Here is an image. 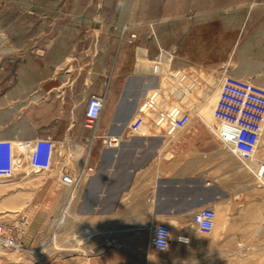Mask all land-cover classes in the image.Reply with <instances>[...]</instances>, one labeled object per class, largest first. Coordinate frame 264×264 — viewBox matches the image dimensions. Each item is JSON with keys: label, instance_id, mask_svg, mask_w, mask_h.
<instances>
[{"label": "rangeland", "instance_id": "1", "mask_svg": "<svg viewBox=\"0 0 264 264\" xmlns=\"http://www.w3.org/2000/svg\"><path fill=\"white\" fill-rule=\"evenodd\" d=\"M186 21L193 25L189 39ZM121 42L161 56L162 85L176 88L172 95L178 105L187 103L188 117L206 121L209 147L225 150L222 156L234 162L241 191L225 205L210 204L215 218L207 233L191 218L159 220L170 226L169 246L159 251L148 242V225L157 221L140 220L144 207H131L133 220L121 221L110 206L94 204L89 189L73 187L66 168L72 148L64 151L54 142L50 168L30 171L31 188L3 190L2 217L16 213L19 193L26 215L46 219L32 245H23L20 237V248L0 244V264H264V0H0L1 112L17 110L38 121L41 116L39 81L25 95L9 97L10 70L31 71L40 65V53L49 60L72 51L87 56ZM189 44L194 58L208 61L182 67ZM96 94L104 97V89ZM85 102L74 95L72 116H81ZM89 142L76 151L84 181ZM58 163L61 179L65 164L64 189L57 183ZM228 233L241 235L223 236Z\"/></svg>", "mask_w": 264, "mask_h": 264}, {"label": "crops", "instance_id": "2", "mask_svg": "<svg viewBox=\"0 0 264 264\" xmlns=\"http://www.w3.org/2000/svg\"><path fill=\"white\" fill-rule=\"evenodd\" d=\"M183 28L185 38L189 39L192 23L186 21ZM191 45L180 57L182 67L192 66L197 59L204 63L209 59L194 58ZM39 56L40 65L36 64L31 71L21 66L8 72L14 80L9 82L7 95L23 96L39 81L40 119L18 116V111L12 109L5 116L0 110V138L13 141L16 151L17 143H31L40 137L50 138L58 145L62 143L64 151L71 152L72 148V162L66 168L73 174V187L78 191L89 189L94 204L110 206L112 215L116 214L121 221H132L131 207L140 206L144 207L142 221L173 222L191 218L197 209L216 200L225 205L241 191V174L234 162L228 161L227 154L222 156L225 150L210 149L206 121L188 117L187 103L178 105L172 95L171 89L176 88L162 85L159 54L121 42L112 50L88 51L87 56L73 51L55 60H49L43 53ZM128 57H134V61L130 62ZM166 69L170 75L169 63ZM102 88L103 116L100 115L96 129L99 134L93 135L84 127V109L80 117H74L70 104L74 95H80L84 102L90 93H101ZM100 134L118 136V145L106 147ZM97 140L99 143L93 144ZM88 141V173L84 181V168L76 151ZM219 157L221 161L217 160ZM65 172L63 164L61 179L58 163L57 183L63 189ZM29 174L30 170L25 168L12 177H0V206L6 190L31 188ZM16 196L17 208L12 210L16 213L11 219L0 214V220L13 230L19 228L21 243L29 246L35 242L46 215H26L23 195ZM78 200L74 204H80ZM4 210L0 209V213Z\"/></svg>", "mask_w": 264, "mask_h": 264}, {"label": "built area", "instance_id": "3", "mask_svg": "<svg viewBox=\"0 0 264 264\" xmlns=\"http://www.w3.org/2000/svg\"><path fill=\"white\" fill-rule=\"evenodd\" d=\"M104 106V97L90 93L84 107V126L92 129L93 135L98 125ZM102 142L106 147H115L120 138L113 135H102ZM54 141L50 138H36L31 143L21 142V150L17 153L13 141L0 138V177H12L25 168L30 171L46 170L51 166ZM215 218V210L211 205L197 209L191 217L193 224L201 232L211 231ZM163 232L159 235L158 230ZM20 231L11 228L0 220V244L10 248H20ZM149 245L159 251H164L170 243V226L164 221L152 222L148 225Z\"/></svg>", "mask_w": 264, "mask_h": 264}, {"label": "clouds", "instance_id": "4", "mask_svg": "<svg viewBox=\"0 0 264 264\" xmlns=\"http://www.w3.org/2000/svg\"><path fill=\"white\" fill-rule=\"evenodd\" d=\"M162 232H163L162 229H159V230H158L159 235H160Z\"/></svg>", "mask_w": 264, "mask_h": 264}, {"label": "bare ground", "instance_id": "5", "mask_svg": "<svg viewBox=\"0 0 264 264\" xmlns=\"http://www.w3.org/2000/svg\"><path fill=\"white\" fill-rule=\"evenodd\" d=\"M112 135V134H111ZM86 232H88V231H86ZM102 249V248H101ZM97 250V249H96Z\"/></svg>", "mask_w": 264, "mask_h": 264}]
</instances>
